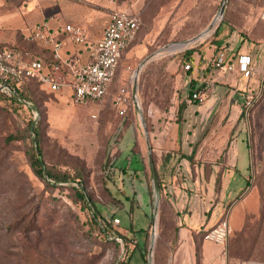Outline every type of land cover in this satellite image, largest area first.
<instances>
[{
    "label": "rangeland",
    "instance_id": "rangeland-1",
    "mask_svg": "<svg viewBox=\"0 0 264 264\" xmlns=\"http://www.w3.org/2000/svg\"><path fill=\"white\" fill-rule=\"evenodd\" d=\"M222 2L129 0L140 21L139 35L98 102L77 105L69 91L53 93L42 85L30 90L38 111L0 100V264H149L152 168L159 183L157 165L170 150L169 127L184 121L180 107L193 89L186 84L190 73L182 54L213 45V34L223 22L239 37L236 58L242 50L256 54L260 45L264 50V0H228L221 22L207 37L181 46L210 27ZM261 60L259 83L245 99L240 119L244 133H250L252 169L250 186L229 216L228 221L240 224L230 226L224 250L228 264H264V51ZM120 87L129 98L124 115L114 105ZM32 120L38 125V141L28 132ZM36 145L47 169L76 177L81 185L36 177L29 156ZM171 217L161 191L152 264H164L175 249ZM143 228L149 229L146 239ZM120 234L128 237L127 243ZM144 240L141 255L137 241L142 248Z\"/></svg>",
    "mask_w": 264,
    "mask_h": 264
},
{
    "label": "crops",
    "instance_id": "crops-1",
    "mask_svg": "<svg viewBox=\"0 0 264 264\" xmlns=\"http://www.w3.org/2000/svg\"><path fill=\"white\" fill-rule=\"evenodd\" d=\"M21 3L0 0V45L22 43L23 37L28 40L39 23L50 20L52 33L63 43L59 50L63 61L87 62L109 22L110 13L114 10L134 13L129 0H23ZM65 25L85 29L89 35L86 44L76 45L63 31ZM238 41L235 31L223 24L214 44L201 48L202 55H195L196 66L186 84L193 88L192 93L200 91L205 99L203 103L191 104L187 103L189 96L185 99L184 121L169 127L170 150L157 165L158 176L163 180V201L176 216L178 247L170 257V264H228L224 262L222 245L203 239L198 256L195 240L223 218L229 220L235 201L248 190L252 147L250 133H244L240 117L245 99L259 83L264 50L262 45L256 54L242 50L236 58ZM220 52L233 65L232 71L212 69V61ZM241 56H250L253 61L255 71L249 78L239 72ZM35 57L45 61L47 55ZM229 224L236 229L240 223L229 221Z\"/></svg>",
    "mask_w": 264,
    "mask_h": 264
},
{
    "label": "built area",
    "instance_id": "built-area-1",
    "mask_svg": "<svg viewBox=\"0 0 264 264\" xmlns=\"http://www.w3.org/2000/svg\"><path fill=\"white\" fill-rule=\"evenodd\" d=\"M261 18L264 20V8ZM139 30L140 21L136 15L114 10L110 13L109 22L92 49L89 60L63 61L59 56L63 43L52 33L50 20H45L35 27L29 39L40 47L50 49L53 52V60L47 62L39 57L26 59L28 54L22 56L8 48L0 50V92L11 93L15 85L37 81L53 93L70 91L71 98L77 105L98 102L108 94L119 62L137 38ZM63 31L80 46L86 44L89 37L85 29L77 26L65 25ZM212 67L227 72L234 69L233 65L228 63L224 52H220L213 59ZM185 69L190 70V65H186ZM238 69L246 78L251 77L255 71L251 57L241 56ZM204 99L203 94L196 92L187 99V103H203ZM128 100L127 89L120 87L114 97V105L120 115H124L123 108L128 104ZM247 104L250 106L249 102ZM115 222L119 223V220L116 219ZM230 229L229 221L223 219L208 230L205 240L220 244L225 249Z\"/></svg>",
    "mask_w": 264,
    "mask_h": 264
},
{
    "label": "trees",
    "instance_id": "trees-1",
    "mask_svg": "<svg viewBox=\"0 0 264 264\" xmlns=\"http://www.w3.org/2000/svg\"><path fill=\"white\" fill-rule=\"evenodd\" d=\"M5 1H6V3H9L11 0H5ZM223 24H227L229 26L231 25L230 23L223 22L218 27V29H216L215 33L213 34L215 36V38L219 36V29ZM138 35H139V33H138ZM22 41H23L22 43H9V44L0 45V50H2L4 48H8V49L13 50L14 52H16L22 56L28 54V56L30 58H34L36 55L46 54L47 58L45 61L51 62L53 60V52L51 50L49 51V49L38 46L35 43V41H33L31 39L25 40L23 37ZM196 54L202 55L201 54V48L188 49L182 54V60L184 61V63H186V65H190V70L185 69L186 72L191 73L193 71V69L195 68V66H196L195 65V59H196L195 55ZM186 65L184 66V68L186 67ZM117 71H116L115 78L117 77ZM115 78H114V80H115ZM35 85H37V86L39 85L41 87V84L37 81H27V82L21 83L20 85H17V86L15 85V87H13L11 93L0 92V100L8 101L9 103L17 104V105L24 107L25 109H28L30 111H35V110L38 111V107H36V104L33 101V98L31 96V92H30L31 88L33 89V87ZM192 92H193V89L190 91L189 97H192V95L198 91H196L194 93H192ZM185 107H186V103L184 102L182 104V106L180 107L179 117L182 116V113H183ZM244 116H245V110L242 111L240 119L243 118ZM28 132H31L35 136V138L33 140L38 141L39 130H38V125H36L34 120L30 121V123L28 124ZM36 146L37 147L33 148L31 154L29 155L30 156V166H31V169H32V171L36 177H38L40 180H43V181L52 180L56 184L57 183L76 182V183L81 185L82 181L77 179L76 177H71L67 173H54L51 170L47 169L45 167V165L43 164V160H42L43 155H42L41 147H39V145H36ZM172 173H173V171L171 170L170 175ZM159 184L161 187L162 198H163V180H161V178H159ZM249 186H250V179H249L248 184H247V187H249ZM78 192H79L80 199L83 202H85L86 197H85L84 193L80 190H78ZM93 206L95 208H97L95 203H93ZM171 216L172 217L169 218L170 219L169 221H172V224H173V234H174V236H173L174 240L173 241L176 242V246H175V249L173 251H171L170 254L166 257L167 259H169L171 257V255L177 250V247H178L177 227H176V221H174V218L176 216H175L174 212H171ZM160 217H161V213H160ZM164 221H166V220L165 219L160 220V228L162 227V232H163V227H164ZM141 231L145 232V235H146L145 239H146L147 235L149 234V229L143 228V229H141ZM128 232H134V234H136V231L134 230V228H130V231H128ZM207 232L208 231L200 233V235H198V238L195 240V251H196V255H198V256H199V252L201 250V241L203 239H205V235L207 234ZM120 236L126 241V243L128 242V237L121 235V234H120ZM137 245H138L137 250L138 249H139V251L142 250L141 255H143L144 253H142V252H143V249L145 248V240L143 242L142 248H140V244L138 241H137ZM228 248H229V256L231 258L233 256V254L231 255V253H233V244L229 243ZM134 251H133V253H134ZM167 259H165L164 264H167V262H166Z\"/></svg>",
    "mask_w": 264,
    "mask_h": 264
},
{
    "label": "water",
    "instance_id": "water-1",
    "mask_svg": "<svg viewBox=\"0 0 264 264\" xmlns=\"http://www.w3.org/2000/svg\"><path fill=\"white\" fill-rule=\"evenodd\" d=\"M227 1L228 0H223L222 5H221V7H220V9L218 11V14H217L216 18L213 20V22L211 23L210 27L207 28L205 31H203L198 36L194 37L193 39H191V40H189L187 42H193V43H195V42L199 41L200 39H202V37L205 35L206 32H208V31L210 32L211 29L217 24V17L220 16L221 17V20H222V18L224 16V11H225V7H226ZM221 20H220V22H221ZM146 62L147 61H145V63ZM145 63H143L141 65V67H143V65ZM136 102H137V105H138V99H137V97H136ZM138 110L141 113V109H140V106L139 105H138ZM150 151L151 150L149 148V152ZM151 166L153 167L152 161H151ZM152 172H153V179H154V183H155V186H154L155 210H154V222H153V228H152L153 229L152 230L153 232H152V236H151V248H150L149 260H148V263L149 264H152V248H153V245H154V242H155V238H156V229H155L156 228V222H155L156 221V213L158 211V204H159L160 193H161V191H160V185H159V183L157 181V178H156V175H155V171H154L153 168H152Z\"/></svg>",
    "mask_w": 264,
    "mask_h": 264
},
{
    "label": "bare ground",
    "instance_id": "bare-ground-1",
    "mask_svg": "<svg viewBox=\"0 0 264 264\" xmlns=\"http://www.w3.org/2000/svg\"><path fill=\"white\" fill-rule=\"evenodd\" d=\"M220 20H221V17H220V16L217 17V23L220 22ZM208 28H209V27H208ZM208 34H209V31L205 33V35L202 37V39L205 38V37H207ZM190 44H193V42H186V43H184V44H181V46H186V45H190ZM179 47H180V46H179ZM175 49H176V48H175ZM159 53H160V52L156 53V55L159 56V55H160ZM138 105L140 106L139 101H138ZM140 107H141V106H140ZM154 184H155V183H154ZM157 221H158V220H157ZM157 223H158V222H157ZM156 228H157V225H156ZM156 228H155V229H156ZM152 258H153V257H152Z\"/></svg>",
    "mask_w": 264,
    "mask_h": 264
}]
</instances>
